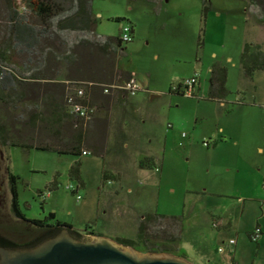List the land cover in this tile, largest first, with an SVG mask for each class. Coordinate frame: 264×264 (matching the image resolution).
<instances>
[{
  "label": "rangeland",
  "instance_id": "374dc122",
  "mask_svg": "<svg viewBox=\"0 0 264 264\" xmlns=\"http://www.w3.org/2000/svg\"><path fill=\"white\" fill-rule=\"evenodd\" d=\"M244 2L246 4L244 0H208L209 5L212 3L218 9L223 8V14L219 18L221 24L218 29L211 23V20H215L214 13L210 10L206 12V29L209 33L206 36L203 32L201 0H92L93 32L118 37L121 24L133 29L132 40L123 44L125 57L117 62L118 70L132 73L136 84L141 87L139 93L131 98L121 93L117 95L122 103L130 99L127 114L131 118L157 115L159 127L156 130L163 131L167 122L173 126L172 133L176 138L172 149L165 155L161 183H156L149 193L142 195L138 191L125 195L124 188L120 190L118 184L106 183L114 165L124 161L130 164L136 160L140 163L143 159L128 151L103 153L102 158L90 154L81 156L80 178L83 186L80 187L68 177V169L77 157L34 149L24 152L19 148H0L1 225L10 223L6 217L9 202L4 171L6 166L11 174L19 178L18 203L26 219L40 220L48 213H54L56 220L77 231L89 226L100 233L98 237L116 243L114 239L118 237L134 238L138 211L146 214L156 208L157 214L183 216V238L178 247L189 264H232L233 259L237 264H264V188L260 184H256L255 190L258 199H205L188 192L197 181L208 180V176L202 173L205 149L201 142L206 140V132L215 133L218 126L229 130L233 127L241 129L243 133L236 131L237 135L241 140L248 141L243 156L257 164L248 175L258 182L264 176V154L257 156L252 149V144L264 147V70L256 72L252 81H248L242 77L238 66V55L243 44L251 41L264 53V19L258 21L247 16L245 20L241 11ZM115 18L121 21L116 22ZM203 38L204 47L201 46ZM211 54H215L217 60L224 61L226 57L232 60V64L223 62L226 68L225 88L229 92L225 99L232 103L244 98L248 102L261 104V107L242 110L238 106L235 110L233 103L226 108L235 111V114L227 116L230 111L227 113L223 109L221 113L224 116H214L213 110L217 106L204 97L209 76L206 66L215 60ZM193 75L198 77L200 90L193 92L192 96L167 93V90ZM128 77L119 76L117 80ZM146 82L150 90L159 92L157 98L151 99L150 93L144 90ZM202 97L207 102H203ZM195 106H198L197 109H194ZM114 111L106 109L100 116L107 117ZM149 129L147 126L143 131ZM180 134L186 137L181 138ZM107 138L106 127L104 143H108ZM146 164L148 162L144 163L143 160L140 163L141 166ZM257 166L259 172L255 170ZM101 173L106 178L103 181ZM242 173L247 175V170ZM135 186L142 190L144 185L135 183ZM169 186L174 191L171 192ZM49 188L50 191L47 190ZM74 189L76 191L71 192ZM46 191L49 192L48 196L41 204L43 192ZM113 191H117L118 195H114ZM77 196L79 199H76ZM127 204L136 215H131L133 212L127 209ZM212 217L229 221L231 227L228 230L211 228L209 223ZM14 223L11 220V224ZM256 223L262 232L256 241L258 248L246 237V231L253 230ZM18 225L23 224L18 222ZM83 237L92 236L84 234ZM229 239L235 242L234 246L228 243Z\"/></svg>",
  "mask_w": 264,
  "mask_h": 264
},
{
  "label": "trees",
  "instance_id": "16d2710c",
  "mask_svg": "<svg viewBox=\"0 0 264 264\" xmlns=\"http://www.w3.org/2000/svg\"><path fill=\"white\" fill-rule=\"evenodd\" d=\"M91 5L92 0H0V148L77 157L68 169V177L80 187L82 151L103 157L106 123L96 115L106 112L110 93L126 95L113 90L103 94V87L130 78L128 72L117 68L118 60L125 57L126 43L119 36L92 31ZM208 10V0H201L203 17ZM247 12L256 20L264 19V0H247ZM238 66L242 77L252 81L254 73L264 70V53L258 45L246 43L239 53ZM119 76L128 78L119 81ZM225 82V67L213 64L205 99L224 102L229 93ZM80 85L84 89L83 104L93 109L87 121L69 113L65 102L67 94ZM142 160L148 162V168L152 164L150 159ZM100 176L102 181L106 179L102 173ZM18 179L6 173L10 216L40 232V239L53 236L62 227L77 236H100L89 226L77 231L56 220L54 213L40 220L25 219L18 206ZM251 232L246 233L248 239ZM181 234V216L151 212L138 219L133 239L118 237L114 241L140 253H168L184 258L178 247Z\"/></svg>",
  "mask_w": 264,
  "mask_h": 264
},
{
  "label": "crops",
  "instance_id": "0c3cea01",
  "mask_svg": "<svg viewBox=\"0 0 264 264\" xmlns=\"http://www.w3.org/2000/svg\"><path fill=\"white\" fill-rule=\"evenodd\" d=\"M246 4L242 5V13L245 20H247V16L253 17L248 14L247 12V0ZM223 8L218 9L217 6H213L210 3V11L213 12V17L215 20H211L212 24H215L216 27L219 29L220 27V17L223 14ZM208 13L204 16V29L203 32L206 36H208L207 32V23H208ZM255 19V18H254ZM256 20V19H255ZM263 20V19H262ZM260 21V20H258ZM132 36H133V29H132ZM198 44H200V40L198 39ZM205 39L203 38L202 47H204ZM249 43H252L251 41ZM244 45V44H243ZM211 56L215 59L212 63L208 64L207 72L209 74L210 68L213 64L218 63L223 65V62L231 63L232 60L230 57H226L224 61L217 60L215 54H211ZM239 56V55H238ZM224 66V65H223ZM225 67V66H224ZM226 69V68H225ZM129 77L133 78L134 76L132 73L128 72ZM255 74V73H254ZM254 76V75H253ZM149 79V77H147ZM180 83V82H179ZM178 83V84H179ZM177 84V85H178ZM176 85V86H177ZM144 90L149 92V97L151 99H155L158 97L159 92L157 90H153L149 88V83L146 82L144 85ZM141 87L136 94L139 93ZM200 90L199 87V80H197V84L194 87L193 92H197ZM207 91V90H206ZM151 93H155L152 94ZM167 93H171L173 95L183 96L181 93H177L172 91V89L167 90ZM119 93L112 92L110 93L109 102L107 104V110L109 109L110 112L115 110L114 114L110 113L107 117H101L100 114L96 115V119H105L106 127L108 129V138L107 142L104 143L103 140V153L111 152V154H120L122 152L128 151L131 154H136L141 156L142 158H148L152 162L150 167H146L145 165H140L139 161L137 160L134 163H127L124 161L120 164H116L110 170L111 174L109 179L106 181L109 185L112 183H116L119 185L118 188L123 189L125 195H131L134 191H138L139 194L149 193L153 187H155L156 183L159 185L162 180V174L165 170L166 164V153L168 150L172 149L174 139L176 138L173 135L172 131V124L167 122L163 131L161 129H157L159 127L157 121V115H139L137 117L131 118L126 110L129 106V98L133 96H129L125 103H122V99H118L117 95ZM136 94L134 96H136ZM193 94V93H192ZM192 96V95H191ZM205 97V96H204ZM204 97H202L203 102ZM120 100V101H119ZM120 102V103H119ZM209 102V101H208ZM231 101H227L226 99L224 102H214L213 104L217 106L213 112L215 113L214 116L220 118L224 116L221 113V110H225L228 114L227 116H232L235 114L233 110L227 109V105L235 104L236 108H242V110L254 109L261 107V104H256L254 101L248 102L241 98L235 102L230 103ZM258 103V102H257ZM196 107V108H195ZM194 109H197L198 106H195ZM264 111V105H262ZM226 108V109H225ZM140 114V113H138ZM225 115V116H226ZM149 126L148 131H143L144 128ZM155 129V130H154ZM232 128V130L226 129L225 127L218 126L217 130L214 132H206V140L208 141V146L204 147V155H203V168L202 173L208 176V180L206 181H197L198 183H194L193 187L188 190L189 193L193 194L197 198H211V197H232L236 199H258L256 198V184H260L262 188H264V176L260 178V182L257 179H252L249 171L252 167L256 166L257 164L251 163V159L249 157L243 156V150L245 149L248 141L241 140L239 136L240 132L243 133L240 129ZM236 131L239 132L237 135ZM181 138H185V136H181ZM203 141V140H202ZM247 142V143H246ZM202 143V142H201ZM252 149L254 150L257 156H263L264 154V147L260 144H252ZM161 154V156H159ZM86 156V155H84ZM251 165V166H250ZM247 170V175L243 174V171ZM259 172V167L255 169ZM158 174V175H156ZM141 179V180H140ZM136 185L143 186L142 190H139ZM54 188V187H53ZM169 190L172 192L174 188L169 186ZM48 193L43 192V201L48 196ZM114 195H118L117 191H113ZM264 203V202H263ZM128 205V204H127ZM127 209L130 212L134 210L131 209V206L128 205ZM139 208V207H138ZM156 211V208L153 212ZM125 212V211H123ZM129 212V213H130ZM145 213V212H144ZM141 211L137 212L138 219L144 215ZM125 214H127L125 212ZM183 217V216H181ZM212 222L209 223V226L214 229H229L231 224L229 221L225 222L221 218H211ZM215 223V227L212 226V223ZM257 224V223H256ZM182 225H183V218H182ZM258 225V224H257ZM259 226V225H258ZM94 233V230L91 229ZM249 231V230H248ZM246 231V233L248 232ZM261 231V230H260ZM262 233V232H261ZM100 234V233H99ZM183 238V227H182V234H181V241ZM231 240V239H229ZM235 245V242L232 246ZM256 248H258V243L256 244ZM236 250L233 255L235 254ZM234 258V257H233ZM232 264H237V262L233 259Z\"/></svg>",
  "mask_w": 264,
  "mask_h": 264
},
{
  "label": "water",
  "instance_id": "95a60500",
  "mask_svg": "<svg viewBox=\"0 0 264 264\" xmlns=\"http://www.w3.org/2000/svg\"><path fill=\"white\" fill-rule=\"evenodd\" d=\"M67 227L30 251H1L14 264H189L168 253H143L95 235L74 238Z\"/></svg>",
  "mask_w": 264,
  "mask_h": 264
},
{
  "label": "built area",
  "instance_id": "2783aa9c",
  "mask_svg": "<svg viewBox=\"0 0 264 264\" xmlns=\"http://www.w3.org/2000/svg\"><path fill=\"white\" fill-rule=\"evenodd\" d=\"M119 37L122 43H129L132 40V28L130 26H126L121 24L120 30H119ZM198 77L197 75H193L188 79H185L181 81L177 86L172 88V91L181 93L186 96H191L194 90V87L197 84ZM110 90L113 91H123L128 96H134L137 91L139 90L138 85L136 84L135 80L133 78H129L125 81H123L121 84L118 85H109L106 87H103V94H108ZM84 98V89L80 86L74 87L72 90V93H68L65 99L67 108L69 113L75 115L78 118H81L84 121H87L90 119V116L92 114V108H89L85 106L82 102ZM182 137L185 136L184 134L181 135ZM202 146L207 147L208 141H202ZM82 156L89 155V151H82ZM76 191L74 189L71 192ZM76 199H79L77 196ZM212 226L215 227V223H212ZM260 235V229L254 228L252 232L250 233L249 240L251 242L256 243L258 236ZM230 245L234 243L233 240H229L228 242ZM219 251H221L219 249Z\"/></svg>",
  "mask_w": 264,
  "mask_h": 264
},
{
  "label": "flooded vegetation",
  "instance_id": "af4514ba",
  "mask_svg": "<svg viewBox=\"0 0 264 264\" xmlns=\"http://www.w3.org/2000/svg\"><path fill=\"white\" fill-rule=\"evenodd\" d=\"M0 163H1V161H0ZM4 171H5V180H6V173L8 172V168L6 166L4 167ZM6 189H7V185H6ZM7 192H8V190H7ZM8 196H9V194H8ZM18 206H19V203H18ZM19 209H20V207H19ZM6 217H7L8 221H10V223L6 224V226H2L0 223V250L1 251H21V252L22 251H30V250L36 248L43 240L55 236L56 234H58L62 230V228H61L53 236H47L43 239H40L39 238L40 232L34 231L26 223L19 222V221H16V220L11 218L10 212H9V202H8V208L6 210ZM24 218H25V216H24ZM0 220H1V212H0ZM11 220H12V222L17 223L15 228H14L15 223L11 224ZM18 222L22 223L23 225H18ZM16 228H19V229H16ZM68 233L71 236H73L74 238H78V239H82L84 236V234H81V236H77L70 229H68ZM35 239H38V241H36ZM138 253H140V252H138ZM141 254H143V253H141ZM14 263H16V259L3 258L1 256V253H0V264H14Z\"/></svg>",
  "mask_w": 264,
  "mask_h": 264
}]
</instances>
